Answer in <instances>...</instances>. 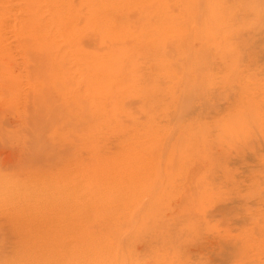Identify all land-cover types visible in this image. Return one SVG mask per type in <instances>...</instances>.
Segmentation results:
<instances>
[{"label": "rangeland", "instance_id": "1", "mask_svg": "<svg viewBox=\"0 0 264 264\" xmlns=\"http://www.w3.org/2000/svg\"><path fill=\"white\" fill-rule=\"evenodd\" d=\"M6 1L0 180L35 174L33 264H264V0H101V116L73 52L37 75ZM7 227L0 264L26 236Z\"/></svg>", "mask_w": 264, "mask_h": 264}, {"label": "bare ground", "instance_id": "2", "mask_svg": "<svg viewBox=\"0 0 264 264\" xmlns=\"http://www.w3.org/2000/svg\"><path fill=\"white\" fill-rule=\"evenodd\" d=\"M19 1H20L19 2L20 6H21L20 16H22V14H23L25 16V21L24 20L20 21V20L14 19L12 28L14 30L15 35H17V37L22 41V46H20L21 51L26 55L29 62L32 61L34 63L32 65V67L36 71L37 75L42 76L41 72H39V71L47 70L48 67L51 70H53L54 68H57L59 66V64L57 62L58 59L65 58V56H67V54H73L74 53L75 58L73 57V59H75V63H76L75 66L77 67V70L79 72L78 75L81 76V84H83L85 86L88 94L91 95V97H92L93 108L96 110L95 111L96 115L101 116V108H100L101 102H100V94L98 92V90L100 89L99 87L101 85V0H19ZM200 1L202 2V0H200ZM200 1H199V3H200ZM181 2H182V0H181ZM6 3H7L6 0H0V30L5 26L4 21H5V16H7V15L5 14L6 11H4L5 8H3V7H4V4H6ZM105 6H106V4H105ZM43 9H45V11H43ZM188 9H190V8H188ZM193 9H194V7H193ZM45 15H47V18ZM178 18H180V17H178ZM150 20H152V19H150ZM74 29H76V30H74ZM143 29H144V26H143ZM178 37H180V36H178ZM57 39H61L62 43L65 45V47H66L65 53L60 51L62 49L61 46L58 47L56 45ZM142 44H144V43H142ZM149 46L151 47V44ZM4 51H6V48L5 49L2 48L0 50V52H4ZM91 51H93V52H91ZM142 51L143 50H141V52ZM71 52H73V53H71ZM44 56L50 57L49 65H46V63L43 61ZM70 58H72V57H70ZM73 63H74V61H73ZM55 70L57 71V69H55ZM55 70H53V71H55ZM60 70L61 69L59 68V70L57 71L58 74L60 73L59 72ZM1 72H3V71H1ZM58 74L56 75V83H57V81L59 82V79L61 78L58 76ZM62 77H64V76H62ZM0 83H1V81H0ZM54 83H55L54 81H52V82L50 81L46 85L48 87H53ZM43 85H45V84H40V86H43ZM40 90L41 89H39V91H37V92H40ZM92 92H93V94H92ZM75 101H77V100H75V98H74L73 103ZM73 103L70 105H75V103L74 104ZM66 104H69V103H66ZM27 106H28V104H27ZM67 106H69V105H67ZM68 112L73 114V111L70 109ZM81 116L84 117L83 119L86 118L87 115H86L85 110L81 111ZM87 117H90V116H87ZM100 123H101V121H100ZM100 123H99V125H101ZM94 125H93V127H94ZM96 126L98 127V124H96L95 127ZM84 146L85 147L87 146V142H84ZM82 147H83V143H82ZM95 147L96 146L94 145L93 149H95ZM96 155H97V153H95V156ZM33 157H35V156H33ZM96 157H98V156H96ZM33 160L35 163L39 162V161H37L38 160L37 157L33 158ZM42 161H45V159H41V161L39 163H41ZM91 161H94V160H91ZM81 162H82L83 166H86L88 169L90 167L91 169H95L97 171V170H99V168H101V160H99L98 162H95V163H91V164L87 163L88 160H86V159L85 160L82 159ZM75 163H78V162H75ZM43 164H47V163L43 162ZM2 165L3 164H0V166H2ZM22 165H21V168L23 167ZM3 169L4 168H2L1 170H3ZM13 169H15V168H13ZM70 169H71V167H70ZM4 170L9 171V168L6 169V167H5ZM1 175H3V174H1ZM30 175L28 174L27 176L30 177ZM34 175L35 174H33L31 177L32 179H30L32 181V183H36L35 182L36 178ZM36 176H38V175L36 174ZM46 176H48V175H46ZM7 177H9V176H7ZM29 177H26V179L28 180ZM42 177H44V176H42ZM26 179L24 177L23 178L18 177V179L9 178V179L0 180V198H1L2 204H3V206H1L3 211L1 210L2 212L0 213V218H2L5 225L8 226L7 227L8 230L15 231L18 236L26 235L24 238L25 241L24 242L22 241L23 243L20 245V247H18L17 251H15L14 257L11 258V261L9 264H33L36 261L35 260L36 259V256H35L36 252L34 250V247H35L34 245H35V241H36L37 232H35V231H40V224H39L40 214H39V212H41V211H39V209L41 208V206H40V208L38 207V203H37L38 200H37V198H35L36 197L35 194H33V193L30 194L29 192H27V190L23 189V187H24L23 185L27 181ZM23 181H25V182H23ZM29 181H27V182H29ZM51 188H52V186H51ZM57 188L55 187L54 189H57ZM77 189H78V187H77ZM72 190L74 191V189H72ZM57 193H59V192H57ZM76 194H78V193H76ZM39 201H41V200H39ZM86 202H88V201H86ZM56 203H57V201H56ZM57 206L55 208H59L62 210V208H63L62 206H61L62 208L57 207ZM69 207H70V205L65 206V208L68 209L70 212L71 208H69ZM45 209L46 208H44V210ZM59 209L57 211L59 213H57V214H60V213L61 214L59 215V217H55V222H56L55 225H57V223L61 222L64 226L63 222H65V220L62 221L61 219L66 218L69 220V216L62 214V213H68V212L64 211L65 209L62 210L63 212L60 210L61 211L60 212ZM51 211H53V209ZM51 211H49V212H51ZM47 212H48V210L45 213H47ZM50 215H52V214H50ZM51 217L53 219V216H51ZM82 219L84 220V218H82ZM94 219H95V217L92 218V220H93L92 222L95 221ZM85 221H86V219H85ZM90 222H91V219H90ZM51 226H52V222L47 223V227H51ZM82 226H81V228H82ZM56 227H58V226H56ZM62 227H61V230H64V228L62 229ZM57 229L60 230V226ZM79 230H81V229L79 228ZM51 231H53V230H51ZM55 231H58V230H55ZM59 234H61V233H59ZM42 239H40V240H42ZM86 243H88V242L86 241ZM62 245H61V247H62ZM20 248H21V250H20ZM44 250H45V248H44ZM15 260H17V261H15Z\"/></svg>", "mask_w": 264, "mask_h": 264}]
</instances>
